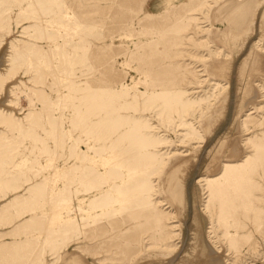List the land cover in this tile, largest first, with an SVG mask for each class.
I'll use <instances>...</instances> for the list:
<instances>
[{
	"label": "rangeland",
	"instance_id": "374dc122",
	"mask_svg": "<svg viewBox=\"0 0 264 264\" xmlns=\"http://www.w3.org/2000/svg\"><path fill=\"white\" fill-rule=\"evenodd\" d=\"M0 78V264H264V0H0Z\"/></svg>",
	"mask_w": 264,
	"mask_h": 264
},
{
	"label": "bare ground",
	"instance_id": "6f19581e",
	"mask_svg": "<svg viewBox=\"0 0 264 264\" xmlns=\"http://www.w3.org/2000/svg\"><path fill=\"white\" fill-rule=\"evenodd\" d=\"M4 78V77H3ZM1 81H3L1 78H0V82ZM40 91V90H39ZM42 95V94H41ZM45 95V94H44ZM40 97V96H39ZM45 99V98H44ZM9 122H10V125H11V127H14V121L12 120V119H9ZM3 135V134H2ZM1 137V136H0ZM0 140H1V138H0ZM2 141V140H1ZM3 142V141H2ZM2 147H4V146H2ZM14 150V149H13ZM2 157V156H1ZM9 208V207H8Z\"/></svg>",
	"mask_w": 264,
	"mask_h": 264
}]
</instances>
